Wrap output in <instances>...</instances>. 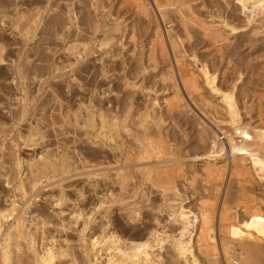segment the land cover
Segmentation results:
<instances>
[{"label": "rangeland", "instance_id": "1", "mask_svg": "<svg viewBox=\"0 0 264 264\" xmlns=\"http://www.w3.org/2000/svg\"><path fill=\"white\" fill-rule=\"evenodd\" d=\"M141 1L143 3H146L147 8H150L152 5L153 9H152V7L150 8L148 15L142 14L139 11H137V12H139L140 14L137 12L134 13V9H135V11L137 10V5L134 4V3H136L134 0H131V1L130 0H128V1L127 0H109V1L108 0H27V1L26 0L25 1L24 0H22V1L21 0H0V5H1L0 6V34H1L0 43H3V44L5 43L4 45H6V47L8 49V54H9V55H7L9 65L6 66L7 68H4V67L0 68V79H1L0 80V121H1L0 122V143H1L0 145H2V147L0 149V155H1L0 156V166H1L0 167V176H2V177H0V179H1L0 180V182H1L0 183V211H1L0 212V225H1L0 252L2 251L0 253V263L1 264H2L1 255L4 251V246H5L4 237L7 234H12L13 237L18 236L17 237L18 239H16L17 241L15 240L14 241L15 243L12 241L10 243L12 246L10 245L8 248L9 253H10V257H11L10 264L11 263L12 264H14V263L18 264L19 261H20L19 264H32V263L36 264V261H37L38 257L40 256L39 254L42 253L41 255H43L45 247H50L52 245L51 243H53V247L56 248L57 252H62V251L68 250L67 253H69L71 255L70 256L68 254V256H66V257L59 256L60 258L58 257L59 259L57 258L55 263L58 261L57 263L60 262L59 264H73L72 261L74 259H76V261L79 262L76 264H90V260L92 258L91 253L89 252L91 249L90 245H89L91 236L93 234H96V235L99 234L102 226L105 224H108L109 222H110L109 228H110L111 232L117 233L118 235L123 237V239H128V240L142 239L143 240L144 237L146 236V233L151 228L155 227V225L153 224L154 223L153 219H154L155 215L157 214V211H155V210H156L157 206L160 207V205L163 203L161 200L162 196L160 194H158V193H160L159 190L153 186V182L155 180H157V178H159L162 175L163 176L160 178L168 177L170 179L172 178L173 181L176 182V184L179 186V189L183 195V198H186V201L187 200L190 201V205L195 210H198V209H201V210L203 209L204 211L208 210L206 212H208V214L210 213L209 214L210 225L218 230L219 241H220L219 245L221 248L220 250L223 251V254L220 255L216 251V252H211V254L208 253L209 255L206 254L207 255L206 256V255H203V254H200L199 252H197V254H199V257L202 261V264H224L225 259L228 260V258L229 259L230 258H237V259L239 258L238 253L242 251L240 244L237 242H231V241L224 242L225 241V240H223L224 233L220 230V228H221L220 226H222V222L224 223V221L220 220L218 215L220 213V210H223V211L233 210L234 213L239 214L241 216V218H243L245 216L246 210L252 208L253 206L254 207H258V206L261 207L262 206L261 208H264V206H263L264 205V183H262L263 180H261V178L258 179L256 177L257 176L256 172L253 173V175L251 173H246L245 176H244L245 173L244 172L241 173L240 170L237 171V169H236L235 172H233L234 170L231 169V166H228L229 165L228 162H220L219 163V165L225 164V166L223 165V167H224V170H223L224 172L222 171L223 174H222V172L220 173L222 175V178L220 177L221 181L219 180V177L216 175H215V177L212 176V178H211V176L209 177V176H206V174H204L205 172L202 171V170H204L203 163L196 161L194 159V157L202 154L203 149H205V147H206V146L205 147L200 146V145H204V144L206 145L207 144L205 142H201V141H206V139H204V137H203V133L206 134L208 131L212 133V130L207 125L212 126L213 122L216 118L219 121L226 120L227 119L226 115H225L226 113L224 112L223 106L221 104V98L217 95L209 93L210 90L208 92L209 87H205L201 77H199V79H200L199 81H200L201 89L203 88L201 91H203V92L202 93L201 92L196 93L197 95L196 94L189 95L188 91H186V89L184 90L182 88V86H181V88L183 90L180 91L178 88H175V85L177 84L176 82L178 81V80L176 81V77L180 80V78L184 75V72L186 70H188V69L190 70L193 68L192 71H196L197 66L199 68L202 66V62L207 63L208 65H210L209 66L210 70H212V72H214V73H217L218 81L220 82L219 85L222 89H224V90L229 89L231 86L235 87V85H236L237 88L235 87V90H236L237 101L239 103V106L241 108V113H242V116L245 119V121L249 122V124H251V125L257 124V127H259L260 125L263 126L264 125L263 124L264 119L262 118L263 119V122H262L261 117H262V115L264 116V106H263L264 105V14L263 13H255L254 16H251V19H252L251 23L252 24L251 23L248 24L247 14H245L244 12L241 11L242 8L237 3L236 0H179V1L178 0H174V1L173 0H161L160 1L161 4H164V2L166 3L165 4L166 10L164 13L161 11L164 10L165 7L161 11L158 10V8L156 7V5L154 3V0H149V1L148 0H141ZM125 2L127 3V5L125 4ZM131 2H133V4ZM147 2L149 3V5ZM150 3H151V5H150ZM187 3H188V5H187ZM70 4H72V5H70ZM167 4H169V5L167 6ZM22 5L24 7H22ZM65 5H66V7H65ZM16 6H17V8L19 7L18 9H20L21 11L23 10L22 12H24L27 15L26 19H24L25 21L24 22L22 21V23H21L22 26L20 28H22V29H20V31L18 30V32L16 29L15 30L13 29V24L17 20V11L15 9ZM30 6H32V7H30ZM174 6H176V8L173 10H170V8L171 7L173 8ZM69 7H72L74 12L78 16V24L76 25V27L74 26L73 29L70 30L71 35L75 34V38H76V39L74 38L76 41L75 43L78 45L79 50L83 49L84 50L83 53L85 52L84 54H82L83 60L79 61V62L77 61V64L72 66V68L69 67L71 69H68L67 66L70 63H75L76 58H75V56L69 54V52L66 50V48L68 47V44H71L72 42H70L69 40H64V38L61 37V33L63 31L65 32V27L69 26V23H67V21L69 22V20H68V16L66 13L68 11ZM167 7H168V9H167ZM184 7H186V8H184ZM10 8H11V10H10ZM179 8H180V10H179ZM36 9H38L39 11H42L43 18L41 21V27L37 30H34V28L32 26H31L32 27V29H31L30 24L28 22H30V23L32 22V19L35 18L36 13H32L31 15H28L27 13L30 14V12H32V11L36 12L37 11ZM155 9L157 10V12L155 11ZM181 9H183V10L186 9V12L183 10L181 11ZM26 10H27V13H26ZM126 11H128V12H126ZM79 13L81 15H79ZM183 13H184V15H183ZM2 14L5 16H2ZM190 14H191V16H190ZM137 15H138V17H137ZM30 16H31V18H30ZM179 17H180V19H179ZM183 17L185 19L186 18L187 19L185 20ZM200 17H201V20L199 21L198 19ZM3 18L6 19L5 24L1 23V20ZM153 19H155L156 22ZM173 19H174V21H173ZM190 19L191 20L195 19V20L190 21ZM206 19H207V21H206ZM26 20H27V23H26ZM208 20L211 21V24ZM162 21H163V23H162ZM165 21H166V23H164ZM188 21H189V23H188ZM235 21H236V23H235ZM194 22H196V23H194ZM25 23H26V26H25ZM42 23H43V25H42ZM92 23H93V25H92ZM184 23H185V25L186 24L187 25L185 26ZM215 23L217 26L214 27L213 24L215 25ZM246 23H247V25H246ZM169 24H171V25H169ZM223 24L224 25L228 24L229 27L232 25L233 26L238 25V27H239L238 31L239 32L237 31L238 33H236V34L230 33V30H229L230 28H227V29L223 28ZM94 25H96V27ZM195 25L198 28L200 27L201 29H198ZM202 25H203V27H206L207 29L203 28ZM211 25H212L211 29H213V30L210 29L211 30L210 31L209 28ZM218 26H220V27H218ZM25 27L29 30H27ZM221 27H222L223 32H224V33L222 32L223 35H221V31H220V30H222ZM133 29H134V31H133ZM187 29H188V31H187ZM262 29H263V31L261 32ZM32 30H34L36 32V34H35L36 37L33 36ZM157 30L159 32L162 31L161 33H163V35L165 34L164 37L166 38L165 41L167 42V43L166 42L165 43L167 44V47H169V49H170V53H171L170 55L168 54V52H165V54H163V56H162V53H164V52H162L160 50L161 46L156 41L157 39L154 40V38H157ZM185 30L188 33H186ZM202 30H204V31H202ZM254 30H255V32H254ZM256 30L259 31V33ZM28 31L30 34L28 33ZM171 31H172V34L170 33ZM45 32H46V34H45ZM124 33H125V36H124ZM210 33L212 36L209 35ZM228 33H229V35L227 36L226 34H228ZM26 34H28V35H26ZM131 34H133V35L131 36ZM185 34H187V35H185ZM204 35L207 38L206 37L204 38ZM133 36H135V37H133ZM169 36H170V38H169ZM221 36H222V39L220 38ZM224 36H226L225 39H224ZM252 36H253V38H252ZM24 37H26V38H24ZM128 37H131V39L136 38L137 40L132 39L133 40L132 41ZM184 37H186V38H184ZM215 38L217 39V41ZM151 39H153V40H151ZM173 39L177 42V47H179V49H176L177 52L173 51V54H172L170 44L172 45ZM212 39H214L215 42ZM219 39L221 41H223V43L221 41H219ZM228 39H229V41H228ZM96 40H97V42H96ZM226 40H227V42H225ZM64 41H65V44H64ZM102 41L107 42V45L101 46ZM135 41H137V42H135ZM36 42H37V44H36ZM58 42H60V43H58ZM178 42H181V43H178ZM211 42L216 43V45L218 44L219 47L215 46V44L211 43ZM121 43H122V45H121ZM133 43H135L134 46H133ZM36 45H38V46H36ZM120 45L123 47H121ZM150 46H153V47L149 48ZM84 47H85L86 51H85ZM133 47H135V48H133ZM29 48H30V51H29ZM34 48H35V50H34ZM36 48H37V50H36ZM154 48H155V50H154ZM156 48H159V49L156 50ZM12 49H13V51H12ZM132 50H133V52H132ZM152 50H154V52L156 51L154 53V56L152 54L153 53ZM28 51H29V53H28ZM148 52H149V54H148ZM132 53H134V57H133ZM150 54H151V58H150ZM40 55H41V58L39 57ZM45 55H46V57H45ZM116 55H117V57H116ZM147 55L149 56L148 58H147ZM158 55H160V57ZM194 55H196L198 58L200 57L199 58L200 62H198L197 65L196 64L194 65L193 62L189 60ZM32 56L33 57L35 56L34 58H36V59L32 58ZM131 56L134 60L131 58ZM9 57H10V59H9ZM47 57H48L49 61L47 60ZM170 57L171 58L173 57L174 60L171 59ZM24 58H26V59H24ZM38 58H40V59H38ZM102 58H104V59H102ZM177 58H178V61H176ZM182 58L184 60H182ZM44 59H45V61H44ZM66 59H68V60H66ZM11 60L13 61V63H16L18 61H19L18 63H20L22 61L24 63V66H26L25 68H27V66H28L29 70H31V71H28V74L26 76H23L25 78L17 77L14 74L15 69L13 68L15 64L12 67V65H11L12 61ZM25 60H26V62H25ZM37 60H39V61H37ZM55 60H58L60 62H58V61H57L58 63L54 62ZM151 60H153V62ZM179 60H180V62H179ZM32 61L34 63H32ZM40 61H42V62H40ZM146 61H148V62H146ZM181 61H183L184 63L182 64ZM63 62H65L66 64ZM172 62H173V64H172ZM30 63H31V65H30ZM153 63H154V65L155 64L156 65L154 66ZM170 63L172 64V66ZM178 63H181V64H178ZM34 64H35V66L36 65L37 66L34 67ZM103 64H105V65H103ZM176 64H178L179 66L184 65L182 67H183V69L185 67V70L180 69L182 67L179 68L181 71L178 68L175 69V66L179 67ZM186 64H188V66ZM32 65H33V67H32ZM38 65H39V67H38ZM56 65H59V66L61 65V67L65 66L66 68L62 69L61 72L58 73V70H55ZM147 65H149V66H147ZM43 67H45V72H46L45 74L40 72ZM169 67H170V70H169ZM165 68H166L167 72L164 70ZM5 69H8L10 72L8 70H5ZM38 69H39V71H38ZM52 69H54V70H52ZM114 69H116V70L113 71ZM136 69H137V71H136ZM174 69L176 70V72L178 71L177 73H179V71H180V73L176 74ZM171 70H174V71H171ZM7 71L9 72L8 74L6 73ZM34 71H36V76L40 77V79L38 81L31 79L34 77ZM169 71H171V72H169ZM182 71H184V72H182ZM54 72L57 74H55ZM172 72L173 73L175 72V75H176V76L174 75L175 77L172 76L173 75ZM41 73H42V75H41ZM103 73L107 76V78ZM3 74H4V76H3ZM135 74H137V75H135ZM169 74H170V76H169ZM238 74H239V76H238ZM3 77H4V79H3ZM13 77H16L14 82H12ZM110 77H111V79H110ZM172 77H173V79H172ZM168 79H169V82H166V80L168 81ZM59 80H61V81H59ZM63 80L66 82H64ZM74 80H76V81H74ZM173 80H175L176 82L175 81L173 82ZM129 81L132 82L133 84L129 83ZM134 81H135V83H134ZM138 81H139V83H138ZM153 81H154V83H152ZM57 82L60 85H57ZM126 83H127V85H126ZM69 84H71V86ZM97 85H98L99 89H97L98 88V87H96ZM125 85L128 89L125 87ZM134 85H135V87H133ZM56 86H57V88H56ZM148 86H149V88H148ZM129 87H131L130 88L131 91L129 90ZM140 88H141V90H140ZM171 88H173V89H171ZM177 90H179V92ZM148 91L151 92V94ZM5 92H7V93H5ZM187 96L188 97L192 96V97L188 98ZM201 96L203 99L200 98ZM69 98H70V100H69ZM58 99H59V101H58ZM166 99L167 100L168 99L169 100L170 99H174V100L176 99V101L173 102L175 105L172 103L173 100L167 101ZM199 99H202V100H199ZM179 100H181L180 103H179ZM183 100L186 103L181 104V102ZM260 100H261V102H260ZM45 101H48V102L45 103ZM133 101H135V102H133ZM155 101L157 103L156 106H154ZM206 101H207V103H206ZM166 102H168V103L170 102V103L165 104ZM176 102L178 104H181V105L176 104ZM208 102L210 103L209 105H208ZM201 103H203V104H201ZM204 103L206 104V107H205ZM211 103H212V105H211ZM171 105L173 107L177 106V108H174L177 110H174V109H173L174 111L170 110L173 108ZM213 105H215V106H213ZM25 106L28 107L26 110L27 115H26V118L24 120L23 119L21 120V117L23 116V113H24V107ZM168 108H170V109H168ZM253 108H254V110H253ZM97 109H99V110H97ZM181 109L182 110L184 109V110L182 111ZM86 110H91L92 112H95V113L96 112L99 113L101 111L107 119L110 120L112 117H117V119L119 120L121 128H120V132H119L120 136L117 140H119L120 138H121V140H120V142L118 141V144L122 143L123 147H124V145H127L124 147V150L125 149L128 150L131 146V148L129 150L131 157L129 158L128 164L130 166H132L130 168L133 171L131 169L127 170L132 175L131 176L129 174V176H131L130 178L132 179V181H130L129 185L127 186V188H129L128 190H130V191L126 190L127 193H126V191H124V193H126V196L124 193H120L123 191H121V188L117 182L118 178H117V176H115L117 174L118 169L119 170L123 169V167L125 165L124 164V155L121 152H112L108 148V146L105 147V146L97 145L94 143V141H99V140H103V139L99 138V139L94 140L93 136H94L95 130L84 128L83 122H84V116L86 115ZM145 110H146V113H145ZM75 112H77V115L79 116L77 119V123L72 121L74 119L73 114ZM125 112H127V113H125ZM107 113H109V114H107ZM147 114L149 115V117L147 119V123H146L147 128H146V130H144V129L139 128L138 117L139 116H145ZM260 114H262V115H260ZM258 115H259V118H258ZM221 117H223V118H221ZM224 117H225V119H224ZM255 117H257V118H255ZM130 119H132V120H130ZM134 119H136V120H134ZM251 120L255 124H253V122ZM257 120H260V121L256 122ZM131 125L133 128L130 127ZM255 126H253V127H255ZM33 127H37L40 129L41 135L43 138L41 140H39L35 145H27L28 143H26L24 140L26 139L27 135L29 134V131L31 129H33ZM150 127L151 128L153 127L152 130L150 129ZM201 127L203 130L201 129ZM136 128L139 129L138 132H137ZM153 130H155V131H153ZM204 130H205V132H204ZM223 130H225V128ZM85 132L88 134H86ZM148 133H150V134H148ZM198 135L201 138H198ZM159 136L162 138H160ZM127 137H129V138H127ZM145 137H148V139H145ZM72 138H73V140H72ZM74 138H75V140H74ZM151 139L154 140V142H156L155 151L149 152L146 155V158L144 160L139 161L137 156L140 153V151H138V150H140L143 147L144 142H146V141L148 142V140L150 142H152ZM199 140H200V142H198ZM78 141H80V143ZM159 141H161V142H159ZM72 142H74L73 145H72ZM90 143H92V144H90ZM169 143H172V144L170 145ZM163 144H165V145H163ZM65 145H66V147H65ZM60 146H61V148H59ZM73 147H75L74 149L76 151L78 150V154H77V152H73V151H75L73 149ZM132 147L134 150L132 149ZM162 147L165 150H163ZM172 147L174 149H172ZM262 148L264 151V147H262ZM200 149L202 150V152L200 151ZM84 150L85 151L87 150V151L85 152ZM124 150H123V153H124ZM135 150H137V151H135ZM1 151L4 153H2ZM57 151L59 153H62V152L68 153V156L70 157V161L72 160L71 161L72 165L75 167H78L79 168V169L77 168L78 171L71 172L70 176L68 175L69 173L64 174V176L63 175H57L55 177H52L53 175L50 174L49 177H51V178H49L50 179L49 181H48V179L46 181V179L43 178L42 179L43 181L42 180H40L41 182L38 181L37 187L33 188L31 183L34 181V179L37 180L40 177L37 175V172L35 171V169H33L32 173H31V171H29L30 170L29 164L40 162V158L42 156H45L47 154V152H50L51 155H55L58 153ZM199 151L201 153H199ZM164 152H165V154H164ZM74 153H75V155H74ZM132 154H135V155H132ZM100 155H102V156H100ZM79 157L80 158L82 157V158L80 159ZM132 157H134V158H132ZM179 158H181V159H179ZM120 160H122V161H120ZM16 161L21 162L18 166L19 168H17ZM81 161L83 163H81ZM85 162H88L90 164H96L99 167H96L95 169H99V168L101 169V171L99 169V171L95 172L98 175H96L94 173L91 175V177H93L92 180L95 178L93 180V182L90 178L87 179V177H86V179H85V175H79L76 177H74V176L72 177L73 174L81 173V171H80L81 166H83L85 164ZM142 164H143V166H141ZM138 165H140L141 167ZM155 166H157V167H155ZM245 166L249 167V165H245ZM114 167H115V169H114ZM107 169H110V170L113 169L114 171L113 170H111V171L114 172V174L111 171H108ZM141 169L143 170V172ZM154 170H156V171L154 172ZM157 170H158V172H157ZM180 170H181V172L182 171L183 172L181 173ZM230 170L232 171V173L230 172ZM105 171H107V172H105ZM138 171H140V172L138 173ZM151 172H152V175H151ZM169 172H170V174H169ZM177 172H178V174H177ZM225 172H226V174H225ZM166 173H168V174L166 175ZM29 174H31V175H29ZM172 174L177 178H175ZM250 174H251V176H250ZM101 175H103V176H101ZM145 175H146V177H145ZM171 175H172V177H171ZM223 175H225V177ZM5 176H7V177H5ZM40 176H42V175H40ZM82 176L84 178H82ZM95 176H97V177H95ZM112 176L116 177L117 179L114 178L115 181L112 180L113 179ZM202 176L204 178H202ZM248 176H250V177H248ZM138 177H139V179H138ZM3 178L5 180H3ZM74 178L75 179L77 178V179L75 180ZM214 178H215V180H214ZM208 179H210V180H208ZM99 180H101L100 181L101 183L99 182ZM247 180H249V181H247ZM260 180L262 182H260ZM22 181H23V183H22ZM188 181H190L191 183L189 184ZM214 181L217 184L216 183L214 184ZM116 182H117V184H116ZM179 183H180V185H179ZM89 184H90L91 188L89 187ZM191 184L194 187L193 186L191 187L190 186ZM221 184H222V186H221ZM84 185H85V187H84ZM97 185H99L101 187L98 188L99 186H97ZM103 185H105V186H103ZM18 187H21V188L19 189ZM107 187H109V188H107ZM183 187H185V188H183ZM220 187H222L221 188L222 190L220 189ZM32 188L35 190H33ZM113 188H115V189H113ZM148 188H150V189H148ZM182 188L184 191L182 190ZM209 188H210V190H209ZM58 189H60V190H58ZM99 189L102 191H99ZM119 189H120V191H119ZM90 191H92V192H90ZM23 192L25 193L24 195H23ZM107 192H108V195H107ZM243 192H244V194H243ZM152 193H153V195H152ZM30 194H32L33 196ZM66 194H68V195H66ZM62 195H63L62 205L56 206L55 203L58 202V198H60V196H62ZM143 195H145V196H143ZM68 196H69V199H68ZM190 196H191V198H189ZM74 197H76V198H74ZM108 197H110L111 199ZM153 197L156 199L154 200ZM91 198H93V199H91ZM107 199H108V201H107ZM109 199H110V201H109ZM143 199H144V201H143ZM145 199L148 201L147 203H146ZM152 199H153V201H152ZM12 200L18 206V208L16 210V212L18 211L17 212L18 215L16 214V212H14V214L11 217H8V219H6V220L1 219L2 211H4L5 208L9 209V207H11ZM94 201H96V203H94ZM101 201H104V202L106 201V203H104L105 205L103 204L99 209H96L98 204L99 205L101 204ZM142 201H143V203H142ZM204 201H205V203H204ZM261 202H263L262 205H261ZM144 204H145V206H144ZM199 204L200 205L204 204L205 207L202 205L200 206ZM56 207H58V208H56ZM61 207H62V209H61ZM71 207H72V209H71ZM159 207L157 208V210L159 209ZM246 207H247V209H246ZM21 208H23V209H21ZM92 208H94L95 210ZM136 209L139 210V213L143 217V219H141L142 218L141 216H140V219H139V217H135V219L131 218V216H133L132 215L133 210H136ZM243 209L245 210V212ZM19 210H20V212H19ZM72 210H74V211H72ZM75 210L82 212L84 214V216L78 220L80 222H78L73 217ZM210 210H212V211H210ZM21 211H22V213H21ZM59 212H60V214H58ZM165 213L166 212H164L161 215L162 216L161 220H163V222L168 219L167 213L166 214ZM20 214H22L23 216H21ZM54 214H56V215H54ZM149 214H150V217L148 216ZM214 214H215V216H214ZM14 216H16V218H20L22 220L21 221L22 225L18 226V224H17L18 221L16 220V218ZM60 216H61V218H60ZM72 217H73V220H71ZM88 217H90V220H88ZM41 219H43V220H41ZM62 219H63V221H61ZM213 219H214V221H213ZM74 220H76V221H74ZM117 220H119V221H117ZM60 221L62 223H60ZM127 221L129 223L131 222L130 226H129V223ZM111 222H114L113 225ZM216 222L218 224H216ZM57 223L59 224V226H57L58 225ZM69 223H72V224H69ZM80 223L82 224V229H83V226L85 224H87L86 230L83 231L84 233L83 232L80 233L82 231V229L80 230V228H81ZM41 224H42V226H41ZM60 224H62V228H61ZM66 224H67V226H66ZM132 224H134V225H132ZM135 224H138V225H135ZM166 224H167L168 228L173 229V227L168 226L169 225L168 223H166ZM54 225H56V226L54 227ZM94 225H95V227H94ZM124 225L127 227H125ZM43 226H45V227H43ZM122 226H123V228H122ZM58 227H60V229ZM67 227H68V230H66ZM72 227H74V228H72ZM133 227H134V229H133ZM135 227L136 228L140 227V229H142V230H140L138 233L137 231L139 229L136 230ZM17 228H19V229H17ZM132 229H133V232H131ZM79 230H80V232H79ZM134 231H135V233H134ZM41 232H43V233H41ZM76 232H77V234H76ZM65 233H68V234H65ZM23 236L24 237L26 236V237L24 238ZM140 236H141V238H139ZM30 239H32L31 241L34 242V245L36 247L32 244H29ZM18 240H20L21 242ZM52 240H53V242H52ZM54 240H56V242H54ZM47 241H48V243H47ZM63 241L66 245L67 244L68 245L67 246L64 245ZM17 242L19 244L18 246H20L19 248L17 245H15V244H17ZM54 243H55V245H54ZM13 244H14V246H13ZM42 244H44V245H42ZM72 245L74 247H72ZM64 246H66V247H64ZM256 248L258 249L259 252H258V255L256 256V258L254 260V264H264V246H257ZM19 250H21V251H19ZM83 252H85V253H83ZM83 254H84V256H83ZM202 255H203V257H202ZM169 256H171V253L168 250L165 252V258H169ZM12 257H15V258H12ZM81 257H83V259ZM66 258L67 259L69 258L68 261ZM78 258H80L81 260ZM18 259H20V260L18 261ZM59 260H61V261H59ZM106 260H107L106 253L102 252L100 260L98 262H96L95 264H106ZM69 262H71V263H69ZM38 264H40V263H38ZM239 264H243V261H241V259L239 261Z\"/></svg>", "mask_w": 264, "mask_h": 264}, {"label": "bare ground", "instance_id": "2", "mask_svg": "<svg viewBox=\"0 0 264 264\" xmlns=\"http://www.w3.org/2000/svg\"><path fill=\"white\" fill-rule=\"evenodd\" d=\"M22 1V0H21ZM25 1V0H24ZM27 1V0H26ZM109 1V0H108ZM128 1V0H127ZM131 1V0H130ZM136 3H134V4H136L137 5V10L135 11V9H134V13L135 12H137V11H139L140 13H142V14H145V15H148L149 13V11H150V8L152 7V5H151V3H150V5H151V7L150 8H147V5H146V3H143L141 0H134ZM149 1V0H148ZM160 1L161 0H154V3H155V5H156V7L158 8V10H162L164 7V10H162L161 12H165V10H166V3L164 2V4H161L160 3ZM174 1V0H173ZM179 1V0H178ZM237 1V3L241 6V8H242V12H244L245 14H247V18H248V24H250L251 22H252V19H251V16H254L255 15V13H263L264 14V0H236ZM30 2V1H29ZM71 2V1H70ZM195 2V1H194ZM21 3V2H20ZM24 3V2H23ZM26 3V2H25ZM31 3V2H30ZM68 3V2H67ZM123 3V2H122ZM129 3V2H128ZM132 4H133V2H131ZM148 3V2H147ZM169 3V2H168ZM182 3V2H181ZM191 3V2H190ZM193 3V2H192ZM29 4V3H28ZM125 4L127 5V3L125 2ZM131 4V5H132ZM172 4V3H171ZM25 5V4H24ZM58 5V4H57ZM67 5V4H66ZM66 5H65V7H66ZM70 5H72V4H70ZM130 5V4H129ZM148 5H149V3H148ZM169 4H167V6H168ZM184 5V4H183ZM187 5H188V3H187ZM1 6V5H0ZM42 6V5H41ZM97 6V5H96ZM100 6V5H99ZM134 6V5H133ZM227 6V5H226ZM22 7H24L23 5H22ZM26 7V6H25ZM30 7H32V6H30ZM229 7V6H228ZM14 8V7H13ZM19 8V7H18ZM17 8V6L15 7V9H16V11H17V20H16V22L13 24V29L15 30H17V32H18V30L20 31V29H22V28H20L21 26H22V21L24 22L25 20L24 19H26V17H27V15L24 13V12H22L20 9H18ZM37 8V7H36ZM39 8V7H38ZM99 8V7H98ZM102 8V7H101ZM130 8V7H129ZM176 8V6H174L173 8L171 7L170 8V10H173V9H175ZM184 8H186V7H184ZM183 8V9H184ZM190 8V7H189ZM227 8V7H226ZM22 9V8H21ZM60 9V8H59ZM131 9V8H130ZM152 9H153V7H152ZM167 9H168V7H167ZM183 9H181V11L183 10ZM192 9V8H191ZM190 9V10H191ZM10 10H11V8H10ZM32 10V9H31ZM37 11L35 12V11H32V12H30V14L29 13H27V10H26V13L28 14V15H31L32 13H36V15H35V18H33L32 19V22L30 23V22H28L29 24H30V27L32 26L33 28H34V30H37V29H39L40 27H41V21H42V18H43V16H42V11H39L38 9H36ZM67 10V9H66ZM133 10V9H132ZM177 10V9H176ZM175 10V11H176ZM179 10H180V8H179ZM178 10V11H179ZM8 11V10H7ZM25 11V10H24ZM55 11V10H54ZM62 11V10H61ZM154 11V10H153ZM155 11L157 12V10L155 9ZM154 11V12H155ZM183 11H185L186 12V9L185 10H183ZM189 11V10H188ZM88 12V11H87ZM126 12H128V11H126ZM139 12H137V13H139ZM159 12V11H158ZM67 13V16H68V20H69V22L67 21V23H69V26L68 27H65V32L63 31L62 33H61V37H63L64 38V40H69L70 42H72L71 44H68V47L66 48V50L69 52V54H71V55H73V56H75V58H76V62L75 63H70L67 67H68V69H71L72 68V66H74L75 64H77V61L79 62V61H82L83 59H82V54H84L83 53V49H80L79 50V48H78V45L75 43L76 41H75V34H73V35H71V29H73V27L75 26L76 27V25L78 24V16H77V14L74 12V10L72 9V7H69L68 8V11L66 12ZM120 13V12H119ZM139 13V14H140ZM179 13V12H178ZM198 13V12H197ZM54 14V13H53ZM52 14V15H53ZM56 14V13H55ZM117 14V13H116ZM156 14V13H155ZM159 14V13H158ZM181 14V13H180ZM179 14V15H180ZM51 15V16H52ZM79 15H81L80 13H79ZM136 15V14H135ZM175 15V14H174ZM177 15V14H176ZM183 15H184V13H183ZM223 15V14H222ZM2 16H5V15H3L2 14ZM142 16V15H141ZM186 16V15H185ZM184 16V17H185ZM190 16H191V14H190ZM193 16V15H192ZM221 16V15H220ZM57 17V16H56ZM137 17H138V15H137ZM147 17V16H146ZM152 17V16H151ZM181 17V16H180ZM180 17H179V19H180ZM183 17V18H184ZM189 17V16H188ZM30 18H31V16H30ZM46 18V17H45ZM51 18V17H50ZM54 18V17H53ZM52 18V19H53ZM82 18V17H81ZM143 18V17H142ZM166 18V17H165ZM182 18V17H181ZM191 18V17H190ZM193 18V17H192ZM210 18V17H209ZM37 19V20H36ZM51 19V20H52ZM57 19V18H56ZM55 19V20H56ZM119 19V18H118ZM147 19V18H146ZM158 19V18H157ZM178 19V20H179ZM185 19V18H184ZM183 19V20H184ZM187 19V18H186ZM185 19V20H186ZM189 19V18H188ZM198 19V18H197ZM221 19V18H220ZM50 20V21H51ZM54 20V19H53ZM155 22H156V20L155 19H153ZM164 20V19H163ZM195 20V19H194ZM194 20H191L190 19V21H194ZM199 21L201 20V17L198 19ZM210 20V19H209ZM208 20V21H209ZM214 20V19H213ZM255 20V19H254ZM253 20V21H254ZM5 21H6V19L5 18H3L2 20H1V23H3V24H5ZM173 21H174V19H173ZM180 21V20H179ZM206 21H207V19H206ZM226 21V20H225ZM63 22V21H62ZM183 22V21H182ZM210 22V24H211V21H209ZM208 22V23H209ZM26 23H27V20H26ZM26 23H25V26H26ZM49 23V22H48ZM162 23H163V21H162ZM164 23H166V21L164 22ZM180 23V22H179ZM186 23V22H185ZM185 23H184V25H185ZM188 23H189V21H188ZM191 23V22H190ZM194 23H196V22H194ZM199 23V22H198ZM235 23H236V21H235ZM57 24V23H56ZM161 24V23H160ZM176 24V23H175ZM182 24V23H181ZM206 24V23H205ZM204 24V25H205ZM252 24V23H251ZM42 25H43V23H42ZM92 25H93V23H92ZM164 25V24H163ZM169 25H171V24H169ZM174 25V24H173ZM187 25V24H186ZM185 25V26H186ZM189 25V24H188ZM199 25V24H198ZM201 25V24H200ZM209 25V24H208ZM222 25V24H221ZM236 25V24H235ZM246 25H247V23H246ZM53 26V25H52ZM95 27H96V25H94ZM160 26V25H159ZM181 26V25H180ZM196 26V25H195ZM213 26L215 27V26H217L216 25V23H215V25L213 24ZM237 26V27H236ZM236 26H230L229 27V25L228 24H223V28H230L229 30H230V33H234V34H236V33H238L239 31H238V29H239V27H238V25H236ZM249 26V25H248ZM32 27H31V29H32ZM116 27V26H115ZM133 27V26H132ZM141 27V26H140ZM170 27V26H169ZM184 27V26H183ZM197 27V26H196ZM202 27H203V25H202ZM208 27V26H207ZM213 27V28H214ZM218 27H220V26H218ZM217 27V28H218ZM24 28V27H23ZM26 28V27H25ZM145 28V27H144ZM188 28V27H187ZM190 28V27H189ZM194 28V27H193ZM198 28V27H197ZM196 28V29H197ZM203 28H206V27H203ZM212 28V25L210 26V28H209V30ZM260 28V27H259ZM27 29V28H26ZM30 29V30H31ZM44 29V28H43ZM118 29V28H117ZM162 29V28H161ZM198 29H201L200 27L198 28ZM207 29V28H206ZM215 29V28H214ZM220 29V28H219ZM221 29H222V27H221ZM241 29V28H240ZM27 30H29V29H27ZM34 30H32L33 31V36H35V34H36V32L34 31ZM77 30V29H76ZM75 30V31H76ZM94 30V29H93ZM163 30V29H162ZM165 30V29H164ZM205 30V29H204ZM204 30H202V31H204ZM211 30H213V29H211ZM210 30V31H211ZM244 30V29H243ZM95 31V30H94ZM133 31H134V29H133ZM170 31V30H169ZM183 31V30H182ZM187 31H188V29H187ZM186 30H185V32L186 33H188ZM215 31V30H214ZM221 31V35H223L222 34V32H223V29L222 30H220ZM238 31V32H237ZM241 31V30H240ZM257 31V30H256ZM263 31V29L261 30V32ZM24 32V31H23ZM22 32V33H23ZM27 32V31H26ZM155 32V31H154ZM162 32V31H161ZM161 32H159L158 30H157V38H154V40L155 39H157L156 41L160 44V46H161V51L162 52H164V53H162V56H163V54H165V52H168V54L170 55L171 53H170V49H169V47H167V42L165 41V37H164V35H163V33H161ZM184 32V31H183ZM206 32V31H205ZM208 32V31H207ZM217 32V31H216ZM229 32V31H228ZM254 32H255V30H254ZM258 33H259V31H257ZM28 33H29V31H28ZM78 33V32H77ZM82 33V32H81ZM121 33V32H120ZM171 34H172V31L170 32ZM213 33V32H212ZM224 33V32H223ZM244 33V32H243ZM30 34V33H29ZM45 34H46V32H45ZM51 34V33H50ZM93 34V33H92ZM167 34V33H166ZM208 34V33H207ZM217 34V33H216ZM219 34V33H218ZM26 35H28V34H26ZM32 35V34H31ZM77 35V34H76ZM133 34H131V36H132ZM169 35V34H168ZM185 35H187V34H185ZM184 35V36H185ZM209 35H211V33L209 34ZM220 35V34H219ZM227 36L229 35V33L228 34H226ZM250 35V34H249ZM0 36H1V34H0ZM41 36V35H40ZM78 36V35H77ZM123 36V35H122ZM124 36H125V33H124ZM212 36V35H211ZM231 36V35H230ZM36 37V36H35ZM46 37V36H45ZM48 37V36H47ZM87 37V36H86ZM133 37H135V36H133ZM155 37V36H154ZM189 37V36H188ZM206 36L204 35V38H205ZM215 37V36H214ZM225 37L226 36H224V39H225ZM7 38V37H6ZM5 38V39H6ZM24 38H26V37H24ZM49 38V37H48ZM75 38V39H74ZM91 38V37H90ZM89 38V39H90ZM129 39H131V37H128ZM169 38H170V36H169ZM184 38H186V37H184ZM190 38V37H189ZM207 38V37H206ZM219 38V37H218ZM221 39H222V36L220 37ZM233 38V37H232ZM252 38H253V36H252ZM46 39V38H45ZM121 39V38H120ZM132 39H134V38H132ZM131 39V40H132ZM136 39V38H135ZM134 39V40H135ZM216 39V38H215ZM240 39V38H239ZM8 40V39H7ZM29 40V39H28ZM54 40V39H53ZM56 40V39H55ZM78 40V39H77ZM83 40V39H82ZM100 40V39H99ZM109 40V39H108ZM130 40V41H131ZM137 40V39H136ZM151 40H153V39H151ZM179 40V39H178ZM205 40V39H204ZM212 40H214V39H212ZM211 40V41H212ZM243 40V39H242ZM12 41V40H11ZM133 41V40H132ZM173 41V43H172V45L170 44V48H171V51H172V54H173V51L175 52L176 51V49H179V47H177V42L173 39L172 40ZM180 41V40H179ZM182 41V40H181ZM216 41H217V39H216ZM219 41H221L220 39H219ZM228 41H229V39H228ZM253 41V40H252ZM4 42V41H3ZM6 42V41H5ZM13 42V41H12ZM96 42H97V40H96ZM116 42V41H115ZM114 42V43H115ZM135 42H137V41H135ZM166 42V43H165ZM189 42V41H188ZM210 42V41H209ZM214 42H215V40H214ZM214 42H211V43H214ZM222 43H223V41H221ZM225 42H227V40L225 41ZM8 43V42H7ZM11 43V42H10ZM58 43H60V42H58ZM178 43H181V42H178ZM5 44V43H4ZM3 43H0V68L1 67H4V68H7L6 66H8L9 65V62H8V59H7V55H9L8 54V49H7V47H6V45H4ZM12 44V43H11ZM35 44V43H34ZM36 44H37V42H36ZM64 44H65V41H64ZM79 44V43H78ZM85 44V43H84ZM151 44V43H150ZM185 44V43H184ZM183 44V45H184ZM215 44V46H218V44L216 45V43H214ZM9 45V44H8ZM13 45V44H12ZM61 45V44H60ZM103 45H107V42H105V41H102L101 42V46H103ZM121 45H122V43H121ZM120 45V46H121ZM135 45V43H133V46ZM235 45V44H234ZM36 46H38V45H36ZM140 46V45H139ZM157 46V45H156ZM182 46V45H181ZM88 47V46H87ZM121 47H123V46H121ZM151 47H153V46H150L149 48H151ZM155 47V46H154ZM159 47V46H158ZM219 47V46H218ZM40 48V47H39ZM51 48V47H50ZM103 48V47H102ZM133 48H135V47H133ZM160 48V47H159ZM159 48H156V50L157 49H159ZM32 49V48H31ZM59 49V48H58ZM84 49H85V47H84ZM33 50V49H32ZM34 50H35V48H34ZM36 50H37V48H36ZM104 50V49H103ZM136 50V49H135ZM139 50V49H138ZM151 50V49H150ZM154 50H155V48H154ZM154 50H152L153 51V56H154V53L156 52H154ZM12 51H13V49H12ZM29 51H30V48H29ZM29 51H28V53H29ZM40 51V50H39ZM64 51V50H63ZM85 51H86V49H85ZM121 51V50H120ZM255 51V50H254ZM32 52V51H31ZM42 52V51H41ZM132 52H133V50H132ZM159 52V51H158ZM177 52V51H176ZM38 53V52H37ZM185 53V52H184ZM192 53V52H191ZM257 53V52H256ZM14 54V53H13ZM42 54V53H41ZM114 54V53H113ZM133 54V57H134V53H132ZM148 54H149V52H148ZM167 54V53H166ZM178 54V53H177ZM28 55V54H27ZM44 55V54H43ZM42 55V56H43ZM47 55V54H46ZM46 55H45V57H46ZM131 55V54H130ZM141 55V54H140ZM26 56V55H25ZM37 56V55H36ZM70 56V55H69ZM84 56V55H83ZM152 56V57H153ZM156 56V55H155ZM159 57H160V55H158ZM161 56V57H162ZM183 56V55H182ZM29 57V56H28ZM35 57V56H34ZM33 56H32V58H34ZM40 58H41V55L39 56ZM116 57H117V55H116ZM146 57V56H145ZM149 56L147 55V58H148ZM165 57V56H164ZM16 58V57H15ZM40 58H38V59H40ZM51 58V57H50ZM113 58V57H112ZM131 58H132V56H131ZM146 58V59H147ZM150 58H151V54H150ZM149 58V59H150ZM167 58V57H166ZM171 58V57H170ZM200 58V57H199ZM196 55H194V56H192L189 60L190 61H192L193 62V64L195 65H197V63L198 62H200V59H199ZM206 58V57H205ZM204 58V59H205ZM9 59H10V57H9ZM12 59V58H11ZM24 59H26V58H24ZM34 59H36V58H34ZM59 59V58H58ZM102 59H104V58H102ZM122 59V58H121ZM133 59V58H132ZM148 59V60H149ZM162 59V58H161ZM168 59V58H167ZM171 59H173V57L171 58ZM203 59V60H204ZM207 59V58H206ZM47 60L49 61V59H48V57H47ZM46 60V61H47ZM66 60H68V59H66ZM134 60V59H133ZM139 60V59H138ZM154 60V59H153ZM153 60H151L152 62H153ZM170 60V59H169ZM174 60V59H173ZM181 60V59H180ZM180 60H179V62H180ZM182 60H184L183 58H182ZM12 61V60H11ZM35 61V60H34ZM37 61H39V60H37ZM36 61V62H37ZM44 61H45V59H44ZM58 60H55L54 62H57ZM125 61V60H124ZM166 61V60H165ZM176 61H178V58H177V60ZM186 61V60H185ZM19 62V61H18ZM18 62H16V63H13V61L11 62L12 64V67H13V65H14V74L17 76V77H20V78H25V77H23V76H26L27 74H28V71H31V70H29V68H28V66H27V68H25L26 66H24V63L21 61L20 63H18ZM25 62H26V60H25ZM30 62V61H29ZM40 62H42V61H40ZM58 62H60V61H58ZM57 62V63H58ZM140 62V61H139ZM146 62H148V61H146ZM156 62V61H155ZM174 62V61H173ZM173 62H172V64H173ZM182 62V64L184 63L183 61H181ZM32 63H34L33 61H32ZM63 63H65V62H63ZM150 63V62H149ZM157 63V62H156ZM187 63V62H186ZM191 63V62H190ZM39 64V63H38ZM43 64V63H42ZM66 64V63H65ZM125 64V63H124ZM134 64V63H133ZM171 64V63H170ZM172 64H171V66H172ZM178 64H181V63H178ZM178 64H176V65H178ZM30 65H31V63H30ZM41 65V64H40ZM64 65V64H63ZM103 65H105V64H103ZM153 65H154V63H153ZM152 65V66H153ZM156 65V64H155ZM154 65V66H155ZM187 66H188V64H186ZM37 66V65H36ZM35 66V64H34V67H36ZM114 66V65H113ZM147 66H149V65H147ZM170 66V65H169ZM179 66V65H178ZM182 66H184V65H182ZM182 66H179V67H176L175 66V69L176 68H180V67H182ZM209 66L210 65H208L207 63H204V62H202V66L199 68L198 66H197V70L196 71H192V69H188V70H186L185 72L184 71H182V72H184V75L180 78V80L176 77V81L175 80H173V82L175 81L177 84L175 85V88H178L180 91H182L183 89L185 90L186 89V91H188V94L189 95H191V94H196V93H199V92H203V91H201L202 89H201V86H200V79H199V77H201L202 78V81H203V83H204V85H205V87H209V89H208V92H209V90H210V92L209 93H211V94H214V95H217V96H219L220 98H221V104H222V106H223V109H224V112L226 113L225 115H226V120H222V121H219V120H217V118L214 120V122H213V125L212 126H209V125H207L208 127H210V129L212 130V133L211 132H207L206 134L205 133H203V137H204V139H206V141H201V142H205V143H207L206 145L204 144V145H200L201 147L202 146H206L205 147V149H203V153L202 154H200V155H197V156H195L194 157V159L196 160V161H199V162H202L203 163V166H204V170H202L203 172H205L204 174H206V176H211V178H212V176H214L215 177V175L216 176H218L219 177V180L221 181V178H222V175L220 174L223 170H224V167H223V165L225 166V164H222V165H219V163L220 162H228V166H231V169L232 170H234L233 172H235V170L237 169V171L238 170H240L241 171V173L242 172H244L243 174H244V176L246 175V173H251L252 175H253V173H257V178L259 179V178H261V180H263V182L260 180V182H262V183H264V151H263V148L262 147H264L263 145H264V125L263 126H259V127H257V124H255L252 120V122H253V124H255V125H251V124H249V122H246L245 121V119L243 118V116H242V113H241V108H240V106H239V103H238V101H237V96H236V90H235V87H236V85H235V87H230L229 89H222L221 87H220V85H219V81H218V75H217V73H214V72H212V70H210V68H209ZM24 67V68H23ZM32 67H33V65H32ZM38 67H39V65H38ZM69 67H71V68H69ZM66 67L65 66H63V67H61V65L59 66V65H56L55 66V70H58V73L59 72H61V70L62 69H65ZM128 68V67H127ZM164 68V67H163ZM172 68V67H171ZM190 68V67H189ZM34 69V68H33ZM32 69V70H33ZM87 69V68H86ZM103 69V68H102ZM174 69V70H175ZM180 69H182V70H185V67H184V69H183V67L182 68H180ZM179 69V70H180ZM214 69V68H213ZM5 70H8V69H5ZM52 70H54V69H52ZM67 70V69H66ZM81 70V69H80ZM116 69H114L113 71H115ZM127 70V69H126ZM165 71H166V68L164 69ZM169 70H170V67H169ZM174 70H171V71H174ZM4 71V70H3ZM9 71V70H8ZM6 72L7 74L10 72ZM38 71H39V69H38ZM65 71V70H64ZM100 71V70H99ZM109 71V70H108ZM136 71H137V69H136ZM157 71V70H156ZM171 71H169V72H171ZM181 71V70H180ZM180 71H179V73H180ZM5 72V71H4ZM40 72H42V73H46L45 72V67H43L42 69H41V71ZM63 72V71H62ZM82 72V71H81ZM104 72V71H103ZM122 72V71H121ZM135 72V71H134ZM167 72V71H166ZM175 72H176V70H175ZM175 72L173 73V77H175L176 75H175ZM178 72V71H177ZM176 72V74H179V73H177ZM42 73H41V75H42ZM55 73V72H54ZM108 73V72H107ZM141 73V72H140ZM55 74H57V73H55ZM65 74V73H64ZM97 74V73H96ZM104 74V73H103ZM133 74V73H132ZM240 74V73H239ZM239 74H238V76H239ZM105 75V74H104ZM131 75V74H130ZM135 75H137V74H135ZM175 75V76H174ZM3 76H4V74H3ZM58 76V75H57ZM97 76V75H96ZM100 76V75H99ZM102 76V75H101ZM106 76V75H105ZM140 76V75H139ZM167 76V75H166ZM169 76H170V74H169ZM52 77V76H51ZM95 77V76H94ZM109 77V76H108ZM131 77V76H130ZM146 77V76H145ZM155 77V76H154ZM173 77H172V79H173ZM29 78V77H28ZM102 78V77H101ZM104 78V77H103ZM106 78H107V76H106ZM123 78V77H122ZM133 78V77H132ZM141 78V77H140ZM148 78V77H147ZM241 78V77H240ZM3 79H4V77H3ZM7 79V78H6ZM16 79V77H13L12 78V82H14V80ZM31 79H33V80H35V81H38L39 79H40V77H37L36 76V71H34V77L33 78H31ZM42 79V78H41ZM74 79V78H73ZM109 79V78H108ZM110 79H111V77H110ZM113 79V78H112ZM126 79V78H125ZM153 79V78H152ZM1 80V79H0ZM62 80V79H61ZM61 80H59V81H61ZM122 80V79H121ZM147 80V79H146ZM156 80V79H155ZM154 80V81H155ZM171 80V79H170ZM4 81V80H3ZM25 81V80H24ZM64 81V80H63ZM70 81V80H69ZM74 81H76V80H74ZM111 81V80H110ZM109 81V82H110ZM126 81V80H125ZM137 81V80H136ZM154 81L152 82V83H154ZM64 82H66V81H64ZM151 82V81H150ZM166 82H169V79H168V81L166 80ZM31 83V82H30ZM62 83V82H61ZM69 83V82H68ZM72 83V82H71ZM128 83V82H127ZM127 83H126V85H127ZM129 83H132V82H130L129 81ZM134 83H135V81H134ZM138 83H139V81H138ZM171 83V82H170ZM169 83V84H170ZM16 84V83H15ZM27 84V83H26ZM34 84V83H33ZM48 84V83H47ZM53 84V83H52ZM51 84V85H52ZM133 84V83H132ZM160 84V83H159ZM20 85V84H19ZM55 85V84H54ZM53 85V86H54ZM57 85H60V84H58V82H57ZM70 86H71V84H69ZM126 85H125V87H126ZM131 85V84H130ZM153 85V84H152ZM155 85V84H154ZM73 86V85H72ZM94 86V85H93ZM138 86V85H137ZM151 86V85H150ZM181 86H182V88H181ZM228 86V85H227ZM55 87V86H54ZM96 87H98V85L96 86ZM120 87V86H119ZM122 87V86H121ZM133 87H135V85L133 86ZM142 87V86H141ZM146 87V86H145ZM159 87V86H158ZM170 87V86H169ZM168 87V88H169ZM173 87V86H172ZM223 87V86H222ZM225 87V86H224ZM56 88H57V86H56ZM94 88V87H93ZM127 88V87H126ZM130 88L131 87H129V90H130ZM144 88V87H143ZM148 88H149V86H148ZM147 88V89H148ZM152 88V87H151ZM226 88V87H225ZM237 88V87H236ZM52 89V88H51ZM97 89H99V87L97 88ZM128 89V88H127ZM135 89V88H134ZM145 89V88H144ZM164 89V88H163ZM171 89H173V88H171ZM207 89V88H206ZM111 90V89H110ZM140 90H141V88H140ZM143 90V89H142ZM175 90V89H174ZM179 90H177L178 92H179ZM61 91V90H60ZM131 91V90H130ZM145 92V91H144ZM149 92V91H148ZM153 92V91H152ZM172 92V91H171ZM175 92V91H174ZM173 92V93H174ZM5 93H7V92H5ZM57 93V92H56ZM73 93V92H72ZM96 93V92H95ZM101 93V92H100ZM150 94H151V92H149ZM183 93V92H182ZM59 94V93H58ZM172 94V93H171ZM10 95V94H9ZM56 95V94H55ZM60 95V94H59ZM58 95V96H59ZM197 95V94H196ZM54 96V95H53ZM175 96V95H174ZM55 97V96H54ZM60 97V96H59ZM127 97V96H126ZM188 97V96H187ZM192 96H189L188 98H191ZM11 98V97H10ZM42 98V97H41ZM58 98V97H57ZM68 98V97H67ZM74 98V97H73ZM200 98H202V96L200 97ZM65 99V98H64ZM130 99V98H129ZM203 99V98H202ZM202 99H199V100H202ZM48 100V99H47ZM69 100H70V98H69ZM92 100V99H91ZM167 100V99H166ZM169 100V99H168ZM167 100V101H168ZM170 100H173L172 101V103L174 102V101H176V99L174 100V99H170ZM169 100V101H170ZM178 100V99H177ZM187 100V99H186ZM210 100V99H209ZM57 101V100H56ZM55 101V102H56ZM58 101H59V99H58ZM180 101L181 100H179V103H180ZM48 101H45V103H47ZM129 102V101H128ZM133 102H135V101H133ZM200 102V101H199ZM205 102V101H204ZM260 102H261V100H260ZM62 103V102H61ZM85 103V102H84ZM116 103V102H115ZM138 103V102H137ZM170 103V102H169ZM168 102H166L165 104H169ZM184 103H186V102H184V100L181 102V104H184ZM206 103H207V101H206ZM91 104V103H90ZM134 104V103H133ZM156 101L154 102V106H156ZM174 104V103H173ZM176 104H178L177 102H176ZM181 104H178V105H181ZM201 104H203V103H201ZM205 104V103H204ZM210 103L208 102V105H209ZM82 105V104H81ZM175 105V104H174ZM186 105V104H185ZM211 105H212V103H211ZM89 106V105H88ZM91 106V105H90ZM172 106V105H171ZM187 106V105H186ZM204 106V105H203ZM213 106H215V105H213ZM264 106V105H263ZM81 107V106H80ZM83 107V106H82ZM173 107V106H172ZM171 107V108H172ZM180 107V106H179ZM205 107H206V104H205ZM220 107V106H219ZM27 108L28 107H24V113H23V116L21 117V120L23 119H25L26 118V115H27V112H26V110H27ZM45 108V107H44ZM99 108V107H98ZM158 108V107H157ZM174 108H177V106L176 107H173L172 109H170V108H168V109H170V110H173ZM188 108V107H187ZM210 108V107H209ZM216 108V107H215ZM83 109V108H82ZM111 109V108H110ZM180 109V108H179ZM205 109V108H204ZM208 109V108H207ZM213 109V108H212ZM221 109V108H220ZM256 109V108H255ZM23 110V109H22ZM68 110V109H67ZM92 110V109H91ZM91 110H86V115L84 116V122H83V125H84V128H86V129H91V130H95V132H94V140L95 139H99V138H102L103 140H99V141H94V143L95 144H97V145H101V146H105V147H107L108 146V148L112 151V152H121L123 155H124V167H123V169H118V171H117V174L115 175V176H117V178H118V185L120 186V188H121V191H123V192H120V193H124V191H130V190H128L129 188H127V186L129 185V182L130 181H132V179L130 178L132 175L127 171L128 169H131L130 167H132V166H130L128 163V161H129V158L131 157L130 156V152H129V150H130V148H131V146H130V148L128 149V150H124V147L125 146H127V145H124V147L122 146V143L121 144H118V141L120 142V140H121V138L119 139V140H117L118 138H119V136H120V134H119V132H120V128H121V125H120V123H119V120L117 119V117H110L111 119L109 120V119H107L105 116H104V114L100 111L99 113H95V112H92ZM97 110H99V109H97ZM174 110H177V109H174ZM173 110V111H174ZM182 110V109H181ZM184 110V109H183ZM182 110V111H183ZM215 110V109H214ZM253 110H254V108H253ZM96 111V110H95ZM128 111V110H127ZM150 111V110H149ZM156 111V110H155ZM181 111V112H182ZM223 111V110H222ZM71 112V111H70ZM122 112V111H121ZM161 112V111H160ZM116 113V112H115ZM125 113H127V112H125ZM136 113V112H135ZM145 113H146V110H145ZM260 113V112H259ZM65 114V113H64ZM84 114V113H83ZM107 114H109V113H107ZM106 114V115H107ZM163 114V113H162ZM70 115V114H69ZM74 116H73V120L72 121H74L75 123H77V119H78V115H77V112H75L74 114H73ZM80 115V114H79ZM260 115H262V114H260ZM18 116V115H17ZM110 116V115H109ZM113 116V115H112ZM125 116V115H124ZM170 116V115H169ZM256 116V115H255ZM82 117V116H81ZM133 117V116H132ZM148 117H149V115L147 114V115H145V116H139L138 117V123H139V128H141V129H144V130H146V123H147V119H148ZM261 117V116H260ZM3 118V117H2ZM65 118V117H64ZM72 118V117H71ZM154 118V117H153ZM221 118H223V117H221ZM220 118V119H221ZM255 118H257V117H255ZM258 118H259V115H258ZM264 119V116L262 115V117H261V119ZM80 119V118H79ZM159 119V118H158ZM224 119H225V117H224ZM263 119H262V122H263ZM3 120V119H2ZM16 120V119H15ZM83 120V119H82ZM122 120V119H121ZM130 120H132V119H130ZM134 120H136V119H134ZM149 121V120H148ZM258 121H260V120H257L256 122H258ZM1 122V121H0ZM63 122V121H62ZM133 122V121H132ZM135 122V121H134ZM79 123V122H78ZM136 123V122H135ZM63 124V123H62ZM128 124V123H127ZM264 124V123H263ZM60 125V124H59ZM164 125V124H163ZM162 125V126H163ZM253 126H255V127H253ZM130 127H132V125L130 126ZM170 127V126H169ZM133 128V127H132ZM153 128V127H152ZM152 128L150 127V129L152 130ZM162 128V127H161ZM225 128V130H223ZM64 129V128H63ZM130 129V128H129ZM155 129V128H154ZM201 129H202V127H201ZM136 130H137V132H138V128H136ZM150 130V131H151ZM157 130V129H156ZM203 130V129H202ZM153 131H155V130H153ZM146 132V131H145ZM204 132H205V130H204ZM86 133V132H85ZM152 133V132H151ZM165 133V132H164ZM201 133V132H200ZM199 133V134H200ZM86 134H88V133H86ZM148 134H150V133H148ZM157 134V133H156ZM76 135V134H75ZM152 135V134H151ZM133 136V135H132ZM157 136V135H156ZM86 137V136H85ZM142 137V136H141ZM160 137V136H159ZM169 137V136H168ZM5 138V137H4ZM43 137H42V135H41V131H40V129L39 128H37V127H33V129H31L30 131H29V134L27 135V137H26V139L24 140L26 143H28L27 145H35L39 140H41ZM127 138H129V137H127ZM126 138V139H127ZM160 138H162V137H160ZM198 138H201V137H199V135H198ZM3 139V138H2ZM132 139V138H131ZM145 139H148V137H145ZM157 139V138H156ZM203 139V140H204ZM5 140V139H4ZM72 140H73V138H72ZM74 140H75V138H74ZM77 140V139H76ZM87 140V139H86ZM152 140V139H151ZM168 140V139H167ZM202 140V139H201ZM131 141V140H130ZM3 142V141H2ZM79 143H80V141H78ZM82 142V141H81ZM124 142V141H123ZM136 142V141H135ZM158 142V141H157ZM159 142H161V141H159ZM198 142H200V140L198 141ZM73 143L74 142H72V145H73ZM77 143V142H76ZM155 143V144H154ZM193 143V142H192ZM1 144V143H0ZM86 144V143H85ZM90 144H92V143H90ZM124 144V143H123ZM135 144V143H134ZM170 145L172 144V143H169ZM198 144V143H197ZM76 145V144H75ZM94 145V144H93ZM129 145V144H128ZM155 145H156V142H154V140H152V142H150L149 140H148V142L146 141V142H144V144H143V147L140 149L139 147V149L140 150H138V151H140V153L138 154V159H139V161H142V160H144L145 158H146V155L149 153V152H153V151H155ZM160 145V144H159ZM163 145H165V144H163ZM174 145V144H173ZM177 145V144H176ZM195 145V144H194ZM69 146V145H68ZM90 146V145H89ZM95 146V145H94ZM93 146V147H94ZM193 146V145H192ZM191 146V147H192ZM1 147H2V145H0V149H1ZM65 147H66V145H65ZM88 147V146H87ZM86 147V148H87ZM168 147V146H167ZM200 147V148H201ZM59 148H61V146L59 147ZM63 148V147H62ZM75 147H73V149H74ZM97 148V147H96ZM123 148V149H122ZM135 148V147H134ZM187 148V147H186ZM64 149V148H63ZM66 149V148H65ZM70 149V148H69ZM132 149H133V147H132ZM162 149H163V147H162ZM169 149V148H168ZM172 149H174L173 147H172ZM3 150V149H2ZM75 150V149H74ZM91 150V149H90ZM123 150H124V153H123ZM134 150V149H133ZM163 150H165V149H163ZM191 150V149H190ZM189 150V151H190ZM59 151V150H58ZM57 151V152H58ZM69 151V150H68ZM72 151V150H71ZM85 151V150H84ZM87 151V150H86ZM85 151V152H86ZM94 151V150H93ZM135 151H137V150H135ZM200 151L202 152V150L200 149ZM199 151V153H201ZM2 152V151H1ZM73 152H77V154H78V150L76 151H73ZM102 152V151H101ZM178 152V151H177ZM181 152V151H180ZM195 152V151H194ZM2 153H4V152H2ZM84 153V152H83ZM135 153V152H134ZM163 153V152H162ZM198 153V154H199ZM80 154V153H79ZM86 154V153H85ZM101 154V153H100ZM118 154V153H117ZM116 154V155H117ZM164 154H165V152H164ZM186 154V153H185ZM74 155H75V153H74ZM81 155V154H80ZM83 155V154H82ZM132 155H135V154H132ZM182 155V154H181ZM1 156V155H0ZM87 156V155H86ZM85 156V157H86ZM100 156H102V155H100ZM73 157V156H72ZM107 157V156H106ZM75 158V157H74ZM78 158V157H77ZM76 158V159H77ZM80 158V157H79ZM82 158V157H81ZM80 158V159H81ZM132 158H134V157H132ZM131 158V159H132ZM136 158V157H135ZM96 159V158H95ZM117 159V158H116ZM119 159V158H118ZM179 159H181V158H179ZM17 160V159H16ZM33 160V159H32ZM37 160V159H36ZM84 160V159H83ZM183 160V159H182ZM185 160V159H184ZM72 161V160H71ZM71 161H70V157L68 156V153H66V152H62V153H57V154H55V155H51L50 154V152H47V154L45 155V156H42L41 158H40V162H36V163H30L29 164V171H31V173L33 172V169H35V171L37 172V175L40 177L39 179H37V180H35L34 179V181L31 183L32 184V187L33 188H36L37 187V183H38V181L39 182H41L40 180H42L43 178L44 179H46V181H47V179H48V181L50 180L49 178H51V177H49L50 176V174H52L53 176L52 177H55V176H57V175H63L64 176V174H68L69 176H70V173L71 172H73V171H78L77 170V168L78 167H75V166H73L72 165V163H71ZM120 161H122V160H120ZM136 161V160H135ZM178 161V160H177ZM80 162V161H79ZM100 162V161H99ZM169 162V161H168ZM16 163H17V168H19L18 166H19V164L21 163V162H18V161H16ZM81 163H83L82 161H81ZM80 163V164H81ZM97 163V162H96ZM159 163V162H158ZM166 163V162H165ZM245 163V164H244ZM5 164V163H4ZM15 164V163H14ZM123 164V163H122ZM157 164V163H156ZM160 164V163H159ZM182 164V163H181ZM155 165V164H154ZM158 165V164H157ZM226 165V166H227ZM245 165H249V167H246ZM77 166V165H76ZM79 166V165H78ZM112 166V165H111ZM137 166V165H136ZM138 166H140V165H138ZM141 166H143V164L141 165ZM140 166V167H141ZM1 167V166H0ZM96 167H99L98 165H96V164H90V163H88V162H85V164L83 165V166H81V173H78V174H73L72 175V177L74 176V177H76V176H79V175H85V179H86V177H87V179L88 178H90L91 180H92V178L93 177H91V175L94 173V174H96V175H98L97 173H95L96 171H99V169H95ZM113 167V166H112ZM155 167H157V166H155ZM164 167V166H163ZM111 168V167H110ZM118 168V167H117ZM120 168V167H119ZM184 168V167H183ZM227 168V167H226ZM230 168V167H229ZM79 169V168H78ZM114 169H115V167H114ZM9 170V169H8ZM108 171H111V170H113V169H107ZM132 170V169H131ZM142 170V169H141ZM163 170V169H162ZM167 170V169H166ZM173 170V169H172ZM100 171H101V169H100ZM114 171V170H113ZM130 171V170H129ZM133 171V170H132ZM156 170H154V172H155ZM201 171V172H202ZM5 172V171H4ZM7 172V171H6ZM105 172H107V171H105ZM112 172V171H111ZM140 171H138V173H139ZM142 172H143V170H142ZM157 172H158V170H157ZM180 172H181V170H180ZM183 172V171H182ZM181 172V173H182ZM224 172V171H223ZM223 172H222V174H223ZM227 172V171H226ZM226 172H225V174H226ZM230 172L232 173V171L230 170ZM3 173V172H2ZM30 173V172H29ZM110 173V172H109ZM113 174H114V172H112ZM132 173V172H131ZM136 173V172H135ZM137 173V174H138ZM237 173V172H236ZM106 174V173H105ZM129 174L131 175V176H129ZM134 174V173H133ZM155 174V173H154ZM153 174V175H154ZM168 173H166V175H167ZM169 174H170V172H169ZM177 174H178V172H177ZM251 174H250V176H251ZM3 175V174H2ZM7 175V174H6ZM29 175H31V174H29ZM40 175H42V176H40ZM100 175V174H99ZM135 175V174H134ZM141 175V174H140ZM147 175V174H146ZM146 175H145V177H146ZM151 175H152V172H151ZM165 175V176H166ZM173 175V174H172ZM172 175H171V177H172ZM238 175V174H237ZM9 176V175H8ZM101 176H103V175H101ZM100 176V177H101ZM155 176V175H154ZM158 176V175H157ZM156 176V177H157ZM163 176V175H162ZM162 176H160V177H162ZM174 176V175H173ZM224 177H225V175H223ZM250 176H248V177H250ZM0 177H2V176H0ZM4 177V176H3ZM5 177H7V176H5ZM66 177V176H65ZM95 177H97V176H95ZM113 177V176H112ZM157 178V180H155L154 182H153V186L155 187V188H157L158 190H159V192L160 193H158V194H160L162 197V204L160 205V207L159 206H157V208L159 207V209L157 210V208H156V210L155 211H157V216L155 215V217H154V219H153V221H154V225H155V227L154 228H151L147 233H146V236L144 237V239L142 240V239H136V240H128V239H123V237H121L120 235H118L117 233H115V232H111V230H110V222L108 223V224H105V225H103L102 226V228H101V230H100V232H99V234H93L92 236H91V239H90V253H91V256H92V258H91V260H90V264H95L96 262H98L99 260H100V258H101V254H102V252H105L106 253V257H107V260H106V264H202V261H201V259H200V257H199V254H197V252H199L200 254H203V255H206V254H208V253H210L211 254V252H216L217 251V253L218 254H223V251H221L220 249V245H219V235H218V230L217 229H215L214 227H212L211 225H210V217H209V214H208V212H206V211H208V210H201V209H198V210H195L191 205H190V201H186V198H183V195H182V193H181V191H180V189H179V186L176 184V182L175 181H173V179L171 178H168V177H165V178ZM175 177V176H174ZM221 177V178H220ZM31 178V177H30ZM61 178V177H60ZM59 178V179H60ZM67 178V177H66ZM79 178V177H78ZM82 178H84L83 176H82ZM111 178V177H110ZM114 178H116V177H113V179L112 180H114L115 181V179ZM116 178V179H117ZM175 178H177V177H175ZM202 178H204L203 176H202ZM206 178V177H205ZM247 178V177H246ZM252 178V177H251ZM75 179V178H74ZM77 179V178H76ZM75 179V180H76ZM84 179V180H85ZM95 179V178H94ZM93 179V180H94ZM100 179V178H99ZM104 179V178H103ZM137 179V178H136ZM138 179H139V177H138ZM224 179V178H223ZM222 179V180H223ZM250 179V178H249ZM1 180V179H0ZM3 180H5L4 178H3ZM52 180V179H51ZM64 180V179H63ZM93 180H92V182H93ZM154 180V179H153ZM202 180V179H201ZM204 180V179H203ZM208 180H210V179H208ZM214 180H215V178H214ZM218 180V181H219ZM32 181V180H31ZM43 181V180H42ZM62 181V180H61ZM60 181V182H61ZM101 180H99V182H100ZM139 181V180H138ZM146 181V180H145ZM205 181V180H204ZM217 181V182H218ZM247 181H249V180H247ZM56 182V181H55ZM54 182V183H55ZM87 182V181H86ZM104 182V181H103ZM102 182V183H103ZM117 182H116V184H117ZM137 182V181H136ZM149 182V181H148ZM194 182V181H193ZM192 182V183H193ZM1 183V182H0ZM8 183V182H7ZM22 183H23V181H22ZM27 183V182H26ZM43 183V182H42ZM53 183V184H54ZM101 183V182H100ZM105 183V182H104ZM110 183V182H109ZM188 183L190 184L191 182L190 181H188ZM202 183V182H201ZM200 183V184H201ZM204 183V182H203ZM207 183V182H206ZM216 182L214 181V184H215ZM221 183V182H220ZM249 183V182H248ZM257 183V182H256ZM86 184V183H85ZM95 184V183H94ZM93 184V185H94ZM138 184V183H137ZM136 184V185H137ZM147 184V183H146ZM152 184V183H151ZM217 184V183H216ZM219 184V183H218ZM62 185V184H61ZM64 185V184H63ZM74 185V184H73ZM88 185V184H87ZM111 185V184H110ZM179 185H180V183H179ZM24 186V185H23ZM47 186V185H46ZM45 186V187H46ZM97 186H99V185H97ZM103 186H105V185H103ZM116 186V185H115ZM114 186V187H115ZM131 186V185H130ZM191 187L193 186L192 184L190 185ZM221 186H222V184H221ZM256 186V185H255ZM27 187V186H26ZM63 187V186H62ZM72 187V186H71ZM84 187H85V185H84ZM89 187H90V184H89ZM96 187V186H95ZM101 186H99L98 188H100ZM148 187V186H147ZM150 187V186H149ZM194 187V186H193ZM19 189L21 188V187H18ZM29 188V187H28ZM32 188V189H33ZM79 188V187H78ZM91 188V187H90ZM107 188H109V187H107ZM106 188V189H107ZM116 188V187H115ZM115 188H113V189H115ZM152 188V187H151ZM183 188H185V187H183ZM183 188H182V190H183ZM218 188V187H217ZM222 187H220V189H221ZM257 188V187H256ZM259 188V187H258ZM83 189V188H82ZM96 189V188H95ZM148 189H150V188H148ZM153 189V188H152ZM194 189V188H193ZM192 189V190H193ZM215 189V188H214ZM33 190H35V189H33ZM58 190H60V189H58ZM75 190V189H74ZM78 190V189H77ZM81 190V189H80ZM97 190V189H96ZM209 190H210V188H209ZM208 190V191H209ZM213 190V189H212ZM217 190V189H216ZM219 190V189H218ZM222 190V189H221ZM220 190V191H221ZM243 190V189H242ZM28 191V190H27ZM98 191V190H97ZM99 191H102V190H100L99 189ZM119 191H120V189H119ZM118 191V192H119ZM127 191H126V193H127ZM149 191V190H148ZM152 191V190H151ZM150 191V192H151ZM184 191V190H183ZM203 191V190H202ZM66 192V191H65ZM75 192V191H74ZM90 192H92V191H90ZM95 192V191H94ZM106 192V191H105ZM135 192V191H134ZM194 192V191H193ZM196 192V191H195ZM77 193V192H76ZM104 193V192H103ZM126 193H124L125 194V196H126ZM132 193V192H131ZM220 193V192H219ZM25 193L23 192V195H24ZM117 194V193H116ZM197 194V193H196ZM205 194V193H204ZM243 194H244V192H243ZM29 195V194H28ZM30 195H32V194H30ZM64 195V194H63ZM63 195L62 196H60V198H58V202L57 203H55L56 204V206H61L62 205V199H63ZM66 195H68V194H66ZM107 195H108V192H107ZM112 195V194H111ZM110 195V196H111ZM130 195V194H129ZM152 195H153V193H152ZM159 195V196H160ZM199 195V194H198ZM206 195V194H205ZM33 196V195H32ZM81 196V195H80ZM98 196V195H97ZM143 196H145V195H143ZM151 196V195H150ZM188 196V195H187ZM219 196V195H218ZM67 197V196H66ZM79 197V196H78ZM85 197V196H84ZM104 197V196H103ZM112 197V196H111ZM134 197V196H133ZM142 197V196H141ZM217 197V196H216ZM221 197V196H220ZM71 198V197H70ZM74 198H76V197H74ZM87 198V197H86ZM108 198H110V197H108ZM154 198V197H153ZM188 198V197H187ZM189 198H191V196L189 197ZM24 199V198H23ZM68 199H69V196H68ZM72 199V198H71ZM82 199V198H81ZM91 199H93V198H91ZM111 199V198H110ZM110 199H109V201H110ZM147 199V198H146ZM145 199V200H146ZM156 198H154V200H155ZM199 199V198H198ZM215 199V198H214ZM80 200V199H79ZM88 200V199H87ZM104 200V199H103ZM148 200V199H147ZM146 200V203L149 201H147ZM82 201V200H81ZM93 201V200H92ZM107 201H108V199H107ZM119 201V200H118ZM143 201H144V199H143ZM143 201H142V203H143ZM152 201H153V199H152ZM206 201V200H205ZM205 201H204V203H205ZM55 202V201H54ZM87 202V201H86ZM89 202V201H88ZM115 202V201H114ZM156 202V201H155ZM82 203V202H81ZM94 203H96V201H94ZM104 203H106V201L104 202V201H101V204L99 205L98 203V206L96 207V209H99ZM202 203V202H201ZM208 203V202H207ZM223 203V202H222ZM72 204V203H71ZM80 204V203H79ZM157 204V203H156ZM210 204V203H209ZM263 204V202H261V205ZM73 205V204H72ZM75 205V204H74ZM105 205V204H104ZM154 205V204H153ZM198 205V204H197ZM200 205V204H199ZM202 206H204L205 207V205L204 204H201ZM200 205V206H201ZM220 205V204H219ZM260 205V204H259ZM26 206V205H25ZM55 206V205H54ZM78 206V205H77ZM87 206V205H86ZM144 206H145V204H144ZM257 206V205H256ZM264 206V205H263ZM84 207V206H83ZM139 207V206H138ZM152 207V206H151ZM156 207V206H155ZM262 207V206H261ZM261 207H252V208H250V209H247V207H246V212H245V210H244V212H245V216L243 217V218H241V216L239 215V214H236V213H234L233 212V210H231V211H223V210H220V213H219V219L220 220H222V221H224V223L222 222V226H220L221 228H220V230L224 233V237H223V240H225L224 242H227V241H231V242H237V243H239L240 244V247H241V249H242V251L241 252H239L238 253V255H239V258L237 259V258H228V260L227 259H225L224 260V264H239V261H240V259H241V261H243V264H254V260H255V258H256V256L258 255V249L256 248L257 246H264V208H261ZM17 208H18V206L15 204V202L12 200V203H11V207H9V209H7V208H5V210L4 211H2V213H1V219H3V220H6V219H8V217H11L13 214H14V212H16V210H17ZM56 208H58V207H56ZM60 208V207H59ZM130 208V207H129ZM132 208V207H131ZM225 208V207H224ZM244 208V207H243ZM21 209H23V208H21ZM28 209V208H27ZM61 209H62V207H61ZM71 209H72V207H71ZM92 209H94V208H92ZM146 209V208H145ZM155 209V208H154ZM220 209V208H219ZM218 209V210H219ZM83 210V209H82ZM95 210V209H94ZM106 210V209H105ZM144 210V209H143ZM72 211H74V210H72ZM85 211V210H84ZM98 211V210H97ZM142 211V210H141ZM145 211V210H144ZM143 211V212H144ZM210 211H212V210H210ZM1 212V211H0ZM18 212V211H17ZM17 212H16V214H17ZM19 212H20V210H19ZM42 212V211H41ZM44 212V211H43ZM58 212V211H57ZM87 212V211H86ZM164 212H166L167 213V216H168V219L167 220H165L164 222H163V220H161V215L164 213ZM21 213H22V211H21ZM45 213V212H44ZM43 213V214H44ZM56 213V212H55ZM89 213V212H88ZM100 213V212H99ZM165 213V214H166ZM213 213V212H212ZM216 213V212H215ZM58 214H60V212L58 213ZM102 214V213H101ZM108 214V213H107ZM18 215V214H17ZM21 216H23L22 214H20ZM19 215V216H20ZM54 215H56V214H54ZM132 215L133 216H131V218H133V219H135V217H139V219H140V213H139V210L138 209H136V210H133V212H132ZM230 215V216H229ZM18 216V217H19ZM84 216V214L82 213V212H79V211H76L75 210V212H74V218L78 221L80 218H82ZM88 216V215H87ZM86 216V217H87ZM144 216V215H143ZM149 217H150V214L148 215ZM214 216H215V214H214ZM15 218H16V216H14ZM73 217H72V219L71 220H73ZM142 217V216H141ZM153 217V216H152ZM213 217V216H212ZM41 218V217H40ZM60 218H61V216H60ZM95 218V217H94ZM113 218V217H112ZM14 219V218H13ZM116 219V218H115ZM141 219H143V217L141 218ZM152 219V218H151ZM16 220L18 221L17 222V224H18V226L19 225H22L21 224V219L20 218H16ZM41 220H43V219H41ZM40 220V221H41ZM45 220V219H44ZM76 220H74V221H76ZM88 220H90V217H88ZM87 220V221H88ZM150 220V219H149ZM216 220V219H215ZM61 221H63V219L61 220ZM60 221V223H62ZM73 221V222H74ZM97 221V220H96ZM103 221V220H102ZM117 221H119V220H117ZM151 221V220H150ZM213 221H214V219H213ZM212 221V222H213ZM47 222V221H46ZM66 222V221H65ZM72 222V221H71ZM78 222H80V221H78ZM82 222V221H81ZM106 222V221H105ZM128 222V221H127ZM134 222V221H133ZM16 223V222H15ZM48 223V222H47ZM93 223V222H92ZM112 223V225H113V223L114 222H111ZM122 223V222H121ZM129 223V222H128ZM138 223V222H137ZM152 223V222H151ZM166 223H168L169 225L168 226H171V227H173V229H170V228H168L167 227V224ZM58 224V223H57ZM69 224H72V223H69ZM81 224V223H80ZM116 224V223H115ZM123 224V223H122ZM130 224H131V222L129 223V226H130ZM139 224V223H138ZM138 224H135V225H138ZM216 224H218L217 222H216ZM16 225V224H15ZM44 225V224H43ZM92 225V224H91ZM132 225H134V224H132ZM214 225V224H213ZM40 226V225H39ZM41 226H42V224H41ZM56 225H54V227H55ZM57 226H59V224L57 225ZM60 226H61V228H62V224H60ZM66 226H67V224H66ZM81 226V228H80V230L82 229V224L80 225ZM125 226V225H124ZM43 227H45V226H43ZM92 227V226H91ZM94 227H95V225H94ZM114 227V226H113ZM120 227V226H119ZM125 227H127V226H125ZM21 228V227H20ZM59 229H60V227H58ZM57 228V229H58ZM70 228V227H69ZM72 228H74V227H72ZM86 228H87V224H85L84 226H83V229H82V231L80 232V230H79V232L80 233H82L83 231H85L86 230ZM122 228H123V226H122ZM130 228V227H129ZM217 228V227H216ZM17 229H19V228H17ZM65 229V228H64ZM92 229V228H91ZM94 229V228H93ZM118 229V228H117ZM121 229V228H120ZM128 229V228H127ZM133 229H134V227H133ZM133 229L131 230V232H133ZM135 229L137 230V229H139L137 232L139 233V231L140 230H142V229H140V227H135ZM144 229V228H143ZM44 230V229H43ZM66 230H68V227L66 228ZM76 230V229H75ZM74 230V231H75ZM95 230V229H94ZM119 230V229H118ZM125 230V229H124ZM135 230V231H136ZM25 231V230H24ZM23 231V232H24ZM45 231V230H44ZM65 231V230H64ZM72 231V230H71ZM123 231V230H122ZM130 231V230H129ZM128 231V232H129ZM135 231H134V233H135ZM0 232H1V225H0ZM28 232V231H27ZM66 232V231H65ZM91 232V231H90ZM89 232V233H90ZM142 232V231H141ZM22 233V232H21ZM41 233H43V232H41ZM59 233V232H58ZM64 233V232H63ZM62 233V234H63ZM84 233V232H83ZM120 233V232H119ZM122 233V232H121ZM124 233V232H123ZM130 233V232H129ZM3 234V233H2ZM20 234V233H19ZM60 234V233H59ZM61 234V235H62ZM65 234H68V233H65ZM76 234H77V232H76ZM91 234V233H90ZM143 234V233H142ZM21 235V234H20ZM40 235V234H39ZM53 235V234H52ZM124 235V234H123ZM22 236V235H21ZM66 236V235H65ZM80 236V235H79ZM78 236V237H79ZM127 236V235H126ZM125 236V237H126ZM18 237V236H17ZM17 237H13V235L12 234H7V235H5V237H4V242H5V246H4V251H3V253H2V255H1V260H2V264H10V262H11V257H10V253H9V250H8V248H9V246L11 245L10 243L13 241H15L16 239H18ZM24 237V236H23ZM26 237V236H25ZM24 237V238H25ZM124 237V238H125ZM128 237V236H127ZM143 237V236H142ZM39 238V237H38ZM51 238V237H50ZM66 238V237H65ZM71 238V237H70ZM136 238V237H135ZM134 238V239H135ZM139 238H141V236L139 237ZM53 239V238H52ZM133 239V238H132ZM28 240V239H27ZM32 239H30V243L29 244H32V245H34V242L33 241H31ZM37 240V239H36ZM64 240V239H63ZM89 240V239H88ZM17 241V240H16ZM18 241H20V240H18ZM23 241V240H22ZM26 241V240H25ZM39 241V240H38ZM49 241V240H48ZM48 241H47V243H48ZM21 242V241H20ZM52 242H53V240H52ZM54 242H56V240H54ZM66 242V241H65ZM15 243V242H14ZM86 243V242H85ZM52 244V245H51ZM50 245V247H45V250H44V252H43V255H41V254H39L40 256L38 257V259H37V261H36V264H38V263H40V264H56L55 263V261H56V259L59 257V256H61V257H66V256H68V254L69 253H67V251H62V252H57L56 251V248H54L53 247V243H51ZM63 244L64 245H66L65 243H64V241H63ZM15 245H19L18 244V242H17V244H15ZM24 245V244H23ZM42 245H44V244H42ZM47 245V244H46ZM54 245H55V243H54ZM60 245V244H59ZM68 245V244H67ZM66 245V246H67ZM12 246V245H11ZM13 246H14V244H13ZM31 246V245H30ZM35 246V245H34ZM62 246V245H61ZM66 246H64V247H66ZM2 247V246H1ZM20 246H18V248H19ZM32 247V246H31ZM36 247V246H35ZM72 247H74L73 245H72ZM81 247V246H80ZM70 248V247H69ZM23 249V248H22ZM43 249V248H42ZM38 250V249H37ZM83 250V249H82ZM170 251V253H171V256H169V258H165V252L166 251ZM19 251H21V250H19ZM2 252V251H1ZM0 252V253H1ZM39 252V251H38ZM74 252V251H73ZM82 252V251H81ZM22 253V252H21ZM83 253H85V252H83ZM17 254V253H16ZM38 254V253H37ZM72 254V253H71ZM174 254V255H173ZM70 255V254H69ZM86 255V254H85ZM203 255H202V257H203ZM209 255V254H208ZM17 256V255H16ZM19 256V255H18ZM21 256V255H20ZM38 256V255H37ZM71 256V255H70ZM80 256V255H79ZM78 256V257H79ZM83 256H84V254H83ZM90 256V257H91ZM207 256V255H206ZM75 257V256H74ZM86 257V256H85ZM84 257V258H85ZM12 258H15V257H12ZM35 258V257H34ZM60 258V257H59ZM58 258V259H59ZM72 258V257H71ZM70 258V259H71ZM82 259H83V257H81ZM67 259V258H66ZM69 259V258H68ZM68 259H67V261H68ZM78 259H80V258H78ZM87 259V258H86ZM209 259V258H208ZM20 259H18V261H19ZM23 260V259H22ZM73 260V259H72ZM81 260V259H80ZM16 261V260H15ZM29 261V260H28ZM27 261V262H28ZM59 261H61V260H59ZM65 261V260H64ZM71 261V260H70ZM79 261V260H78ZM83 261V260H82ZM102 261V260H101ZM227 261V262H226ZM17 262V261H16ZM20 262V261H19ZM19 262H18V264H19ZM22 262V261H21ZM24 262V261H23ZM63 262V261H62ZM61 262V263H62ZM81 262V261H80ZM35 263V262H34ZM60 263V262H59ZM59 263H57V264H59ZM69 263H71V262H69ZM72 263L73 264H76V263H79V262H77L76 261V259H74L73 261H72ZM1 264V263H0ZM12 264V263H11ZM15 264V263H14ZM33 264V263H32Z\"/></svg>", "mask_w": 264, "mask_h": 264}]
</instances>
